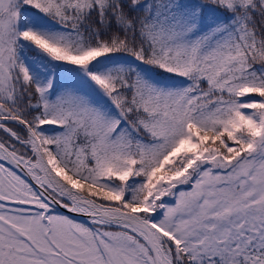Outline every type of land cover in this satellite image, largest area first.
I'll return each instance as SVG.
<instances>
[{"label":"snow or ice","instance_id":"1","mask_svg":"<svg viewBox=\"0 0 264 264\" xmlns=\"http://www.w3.org/2000/svg\"><path fill=\"white\" fill-rule=\"evenodd\" d=\"M0 264H264V0H0Z\"/></svg>","mask_w":264,"mask_h":264}]
</instances>
